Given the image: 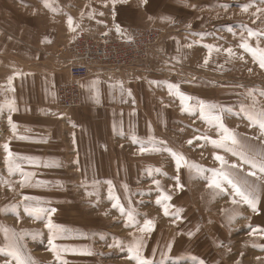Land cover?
I'll use <instances>...</instances> for the list:
<instances>
[{"label": "rangeland", "instance_id": "obj_1", "mask_svg": "<svg viewBox=\"0 0 264 264\" xmlns=\"http://www.w3.org/2000/svg\"><path fill=\"white\" fill-rule=\"evenodd\" d=\"M124 6L129 14L123 21ZM120 21L125 26L106 31ZM144 28L162 30L165 56L113 76L133 89L135 107L128 116H112L117 125H109L111 133L104 127L108 132L97 135L98 143L80 146L76 155L18 148L4 132L9 121L0 109V264H17L8 254L13 250L25 264H138L129 252L137 247L151 264H264V174L248 176L253 169L239 155L203 139H220L222 123L236 134L238 152L264 156V134L248 119L264 112V68L259 52L254 59L241 47L264 50L261 0H0V94L12 66L26 62L33 47L50 45L59 59L71 41L64 49L62 36L115 38ZM172 153L183 157L179 170ZM214 155L239 166L231 171L259 197L257 212L239 197L233 204L230 188L215 195L207 186L209 170L220 168ZM165 195L171 197L164 202L169 216L156 203ZM26 208L55 211L29 215ZM129 211L139 227L153 220L154 230L126 226Z\"/></svg>", "mask_w": 264, "mask_h": 264}, {"label": "crops", "instance_id": "obj_2", "mask_svg": "<svg viewBox=\"0 0 264 264\" xmlns=\"http://www.w3.org/2000/svg\"><path fill=\"white\" fill-rule=\"evenodd\" d=\"M121 13L119 18L124 21L129 14L125 6ZM117 25L125 26L120 21L106 31L115 29ZM72 37L71 34L62 36L64 49ZM38 48L27 51L26 62L20 61L12 66L11 79L3 80L6 85L0 94L1 116L5 118L4 122L11 116L16 126L13 131L11 125L6 123L4 132L18 148L39 147L40 153L47 155L45 148L48 147L51 155L62 152L76 155L82 145L98 143L97 135L108 132L105 128L111 133L109 125L118 123V119L114 121L112 116H128L134 109V99L131 97L133 89L124 87V78L93 74L81 84L82 105L62 114L55 106L54 92L56 86L67 79L70 59L68 54L55 58V48L52 49L50 45L40 44ZM9 106L14 110L10 111Z\"/></svg>", "mask_w": 264, "mask_h": 264}, {"label": "built area", "instance_id": "obj_3", "mask_svg": "<svg viewBox=\"0 0 264 264\" xmlns=\"http://www.w3.org/2000/svg\"><path fill=\"white\" fill-rule=\"evenodd\" d=\"M161 29H130L122 37L80 33L67 46V79L55 88L58 110L67 112L82 105V82L93 74L113 77L123 69L165 56Z\"/></svg>", "mask_w": 264, "mask_h": 264}, {"label": "snow or ice", "instance_id": "obj_4", "mask_svg": "<svg viewBox=\"0 0 264 264\" xmlns=\"http://www.w3.org/2000/svg\"><path fill=\"white\" fill-rule=\"evenodd\" d=\"M261 3H264V0H261ZM250 6L251 5H246L244 7V10L247 11V8ZM258 11H260V9H258ZM68 24H69V27L71 28V25H72V18L71 17L68 18ZM118 31H119V29H118ZM248 35L251 37L253 35H256V33L252 32L251 30H248ZM206 47H208L209 49L213 48L212 45H206ZM241 47L244 48L246 51H251L254 59L257 57V52H259V64H260L261 68H264V50H259V49L253 50L249 47V45L247 43L242 44ZM218 50L219 49H217V51ZM226 51L229 53V55H232L231 49H227ZM206 63H207V59L205 60V64ZM249 71H251V69H249ZM182 99H188V98L182 97ZM205 107L206 106L203 103H201L199 105L201 116H203V114H204ZM9 109H10V111L14 110L13 108H11V106H9ZM184 110H189V109H186V108L182 109V111H184ZM260 117L261 118H256V117H253L252 115H249L248 119L252 122L253 125L258 123L259 128L261 129V133L264 134V112H262L260 114ZM213 119L216 121H219L220 117L216 116V117H213ZM8 121H9V124L11 125V127L14 131L16 126H15V124L12 123L11 116L8 117ZM219 128L223 133V135H221L220 139L213 140L209 137H203V139L209 140L214 146L222 147L226 151L231 152L233 155H239L241 158V162L243 164L250 165L251 169H253V171H250L247 173L248 176H254L255 177L256 176L255 170H258L259 173L264 174V156H262L260 160H256V159L248 157L246 153L238 152L236 150V148L234 147L235 145L238 144L236 134L232 133L227 128H225L222 123L219 124ZM196 139H200V138L198 137ZM229 142H230L231 146L229 145ZM188 143L191 144L192 141L190 140V141H188ZM4 149L6 152H8V158H6L5 162L7 164H9L8 170H9V173L11 174L14 171V167H13L11 160H10V157L12 154L9 151L7 144L4 145ZM152 150H159V149L154 148ZM145 151H146V149L142 146L140 148V152L143 154ZM172 155L176 159L177 170H179V167L181 166V161L183 160V157H182V155H179L176 153H172ZM214 159L219 162L220 168L209 170L212 172V178L209 180L207 186L209 188L213 189V192L215 195L223 194L226 191H228V189L230 188L231 194L233 196V200H232L233 204L239 202L235 199V197H239V200L246 203L252 209L253 212H257L258 211L257 203H258L259 197L254 195L253 191H251L249 189V187L247 186V179H245L243 181L237 180L234 178L233 173L231 171L233 169H237L239 166L237 164H228V162L224 159V157L220 156V155H214ZM18 167H19L18 165H15V168H18ZM197 171L202 172L204 170L197 168ZM175 179H176V188L182 189L183 185H181L179 182V176H177ZM257 179H259V177H257ZM155 183H157V185H158L159 181H155ZM24 199L30 200L33 198L25 196ZM170 199H171L170 196L165 195L163 197V200L157 199V201H156V203L158 205L163 206L162 210H163V213L165 216H169L171 214L169 212V206L166 203H164L165 201H168ZM113 207L119 208L121 211V214L125 215V211H124L123 207L120 206L118 203L114 204ZM25 211L29 212V215H32L33 211L36 213H43V212H48V211L54 212L55 209L48 210V209H44V208H37V209L30 211L29 209L26 208ZM180 211H182V210H177V212L174 214L176 219H180V216H179ZM126 215H127L126 226H136L139 228V231H141V232H145V231L150 232V231L154 230V221L153 220L145 219L143 227H139L138 223L135 220V216H134L132 211L127 212ZM173 222H175V221H173ZM47 227L49 229H53L55 226L52 225L51 221L49 220ZM197 230H199V229H197ZM192 235H194V233H188L189 238H191ZM49 243L51 244V240L49 241ZM129 252L130 253H133V252L136 253V254L132 255L130 258L136 259L138 261V264H151L150 261L140 259L139 255H138V252H139L138 247L137 248H130ZM0 254H3V252L0 251ZM8 254L13 256L14 258H16L17 264H25L24 261L20 260L18 251L13 250V251L9 252ZM5 264H9V262L6 261ZM198 264H204V262L199 261Z\"/></svg>", "mask_w": 264, "mask_h": 264}]
</instances>
